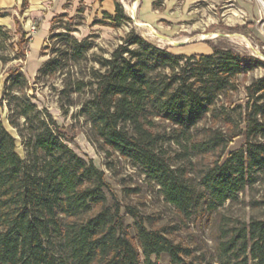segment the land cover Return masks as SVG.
Returning <instances> with one entry per match:
<instances>
[{"label":"trees","instance_id":"16d2710c","mask_svg":"<svg viewBox=\"0 0 264 264\" xmlns=\"http://www.w3.org/2000/svg\"><path fill=\"white\" fill-rule=\"evenodd\" d=\"M113 20H131L120 2ZM10 39L0 24L4 62ZM27 39L22 33L19 44ZM48 39L54 55L38 76L65 75L62 106H81L92 142L129 160L181 221L200 217L211 225L209 264H264V217L245 221L221 211L264 184V75L245 85L243 103L234 98L239 77L264 61L219 46L175 54L132 30L110 56L96 55L89 65L92 41L70 32ZM29 87L23 71L11 70L0 99L24 149L22 155L18 136L0 118V264H195L189 258L196 248L172 236L182 224L153 227L150 215L123 204L105 170L71 146L73 138ZM240 135L244 144L223 159Z\"/></svg>","mask_w":264,"mask_h":264},{"label":"rangeland","instance_id":"374dc122","mask_svg":"<svg viewBox=\"0 0 264 264\" xmlns=\"http://www.w3.org/2000/svg\"><path fill=\"white\" fill-rule=\"evenodd\" d=\"M143 2V0H123L124 11L131 20L121 21L119 26H114L113 22L108 20L101 21V18L87 13L84 11L85 6L80 5L78 8L83 10L81 13L73 11L72 16L70 13H65L53 19L50 34L70 32L79 40L92 41L93 48L90 51L92 61H88L89 65L94 63L93 59L96 55L110 56L113 49L132 30L158 46L167 47L175 54L210 53L213 46H219L233 48L242 54L253 55L264 61V9L259 0H223L219 3L202 0L190 6H185L181 1L169 4L168 0L167 2L156 0L152 7L153 11L150 13L155 15L153 16L155 18L146 15L147 13L143 11ZM132 6L137 7L135 16L130 11ZM23 7V4L19 7L16 3L11 7L0 6L2 12L7 14L0 17V21H6L0 24L11 31V39L5 42L3 49L7 60L4 62L0 59V99L3 96L4 81L9 72L14 69L23 71L30 82L28 94L31 96L35 94L34 101L38 106L48 109L53 114L62 129L73 138L71 146L80 155L92 158L100 168L105 170L117 198L123 204L137 207L144 215H150V223L153 227L171 230L173 225L180 222L182 228L172 236L175 240H181L196 248L194 255L189 258L192 263L209 264L213 254L211 225L205 223L200 217L187 222L181 221L179 213L165 201L158 187L146 181L145 175L129 160L121 157L117 152L107 155L98 144L92 142L89 136L90 123L79 115L81 106L79 104L62 106L59 90L64 87L65 75L58 73L47 77L38 76L39 68L54 55V40L48 39L49 34L40 47H36L37 39L34 41V35L39 28V22L34 19L28 21L29 17H25ZM138 22L141 25L137 24ZM30 24L36 25L35 31L29 29ZM146 24L151 25L157 34L152 33ZM22 33H25L28 39L20 45ZM213 34L216 35L213 36ZM203 35L206 37H202ZM167 38L188 41L182 46H174ZM46 44H48L47 47ZM59 45V43L56 44V47ZM21 49L26 52V57L23 59L19 55ZM263 75L264 65L239 77L240 91L234 96L237 102L245 101V85ZM73 97L79 101L78 96ZM8 113L9 108L6 102L3 105L0 104V118L16 135V129L9 126ZM243 144L242 135L235 137L229 143L223 159L227 157L229 151L240 148ZM18 151L24 155L19 137ZM135 188L138 190H132ZM263 197L264 184L259 182L241 193L239 200L234 204L226 203L221 211L245 221L252 216L263 218L264 205L257 204ZM127 217V222L131 223L132 218L128 215ZM164 264H168L166 258Z\"/></svg>","mask_w":264,"mask_h":264},{"label":"crops","instance_id":"0c3cea01","mask_svg":"<svg viewBox=\"0 0 264 264\" xmlns=\"http://www.w3.org/2000/svg\"><path fill=\"white\" fill-rule=\"evenodd\" d=\"M25 1L24 15L29 17L28 21L34 19L39 22V28L34 35V41L37 39L36 47L45 41V38L50 34V28L52 25L53 19L59 17L62 14L70 13H81L83 10L78 8L80 5L85 6L87 13H91L93 16L101 18V21H110L114 22V17L116 14V2L123 4V0H0V6L2 7H11L13 4H18L19 7L22 6ZM143 11L147 13L151 18L155 15H151L152 7L156 0H143ZM167 2V0H165ZM177 1L183 2L185 6H190L193 3L202 1V0H168L169 4H173ZM216 3H219L223 0H211ZM168 4V5H169ZM251 7L250 4H248ZM74 11V12H73ZM78 11V12H76ZM254 11V9H253ZM108 18V19H105ZM155 18V17H153ZM3 19V18H2ZM6 21L1 20L0 23ZM29 24V23H28ZM41 31L43 33H41ZM42 34V36H40ZM34 43V42H33Z\"/></svg>","mask_w":264,"mask_h":264},{"label":"bare ground","instance_id":"6f19581e","mask_svg":"<svg viewBox=\"0 0 264 264\" xmlns=\"http://www.w3.org/2000/svg\"><path fill=\"white\" fill-rule=\"evenodd\" d=\"M259 2H260V4H261V6H262V8L264 9V0H259ZM130 11H131V13L135 16L137 13V7L136 6H132V7H130ZM139 23V22H138ZM140 25H141V23H139ZM145 25V24H144ZM150 29H151V31H152V33H156L157 31L151 26V25H149V24H146ZM216 34H213V36H215ZM202 37H206V35H203ZM167 40H169L170 41V43H171V45H174V46H177L176 45V42L177 41H175V40H171V39H169V38H167ZM185 41H188V40H185Z\"/></svg>","mask_w":264,"mask_h":264},{"label":"water","instance_id":"95a60500","mask_svg":"<svg viewBox=\"0 0 264 264\" xmlns=\"http://www.w3.org/2000/svg\"><path fill=\"white\" fill-rule=\"evenodd\" d=\"M137 24H139V23H137ZM140 25V24H139ZM156 34H157V32H156ZM224 35H227V34H224ZM185 43H187V41H177L176 42V45L177 46H182V45H184ZM16 136H18V134H16ZM19 137V136H18Z\"/></svg>","mask_w":264,"mask_h":264},{"label":"built area","instance_id":"2783aa9c","mask_svg":"<svg viewBox=\"0 0 264 264\" xmlns=\"http://www.w3.org/2000/svg\"><path fill=\"white\" fill-rule=\"evenodd\" d=\"M29 29L35 31L36 30V25L35 24H30V28Z\"/></svg>","mask_w":264,"mask_h":264}]
</instances>
